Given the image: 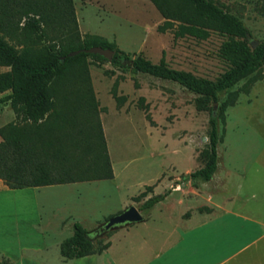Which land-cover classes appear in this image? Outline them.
Listing matches in <instances>:
<instances>
[{
	"label": "rangeland",
	"instance_id": "rangeland-1",
	"mask_svg": "<svg viewBox=\"0 0 264 264\" xmlns=\"http://www.w3.org/2000/svg\"><path fill=\"white\" fill-rule=\"evenodd\" d=\"M215 1L240 17L251 33V41L264 43L262 0ZM75 6L82 35L115 40L132 57L142 54L157 63L165 56L171 67L208 79H216L228 68L219 55L225 36L213 33L199 39L176 37L172 30L162 32L159 26L164 17L151 0H75ZM86 68L84 80L72 85L68 82L60 90L79 93L85 86L91 88L97 109L82 127L91 140L102 127L115 177L28 190V198H36L42 205L45 225L55 230L75 217L95 230L109 217L135 205L145 220L119 230L147 236L161 245L177 235L184 217L195 209L207 208L213 192L226 207L243 209L246 199L251 204L264 202V70L263 78L253 81L248 77L231 88L239 94L225 110L222 105L231 94L228 91L219 96L216 112L222 140L216 178L185 181L177 193L150 210H142L148 198L173 188L176 181L205 164L203 154L209 145L210 118L216 101L207 109H199L198 95L179 83L125 70L94 56L87 57ZM8 93H0V127L16 117L10 102L4 100ZM79 129L75 128L76 134ZM76 150L77 156L84 155ZM92 157L88 154L86 162ZM218 177H224V186ZM146 185H152V190L137 199L147 190ZM232 196L237 199H226ZM113 231L98 238L106 242ZM57 237L53 234L49 241ZM3 257L0 255V264Z\"/></svg>",
	"mask_w": 264,
	"mask_h": 264
},
{
	"label": "trees",
	"instance_id": "trees-1",
	"mask_svg": "<svg viewBox=\"0 0 264 264\" xmlns=\"http://www.w3.org/2000/svg\"><path fill=\"white\" fill-rule=\"evenodd\" d=\"M151 1L164 17L159 26L162 32L172 30L176 37L199 39L213 33L225 36L219 55L228 68L216 79L199 77L171 67L165 56L157 63L142 54L132 57L115 40L82 35L75 0H0V93L9 91L4 100L10 102L16 114L13 121L0 127V178L7 186L19 189L115 177L102 127L92 140L82 127L97 109L91 88L85 86L79 93L60 90L68 82L72 85L84 80L88 56L177 82L198 95L199 109H207L211 102H218L220 94L229 91L231 99L222 105L225 110L238 97V91H230L233 86L248 77L253 81L263 78L264 43L253 48L251 33L239 16L215 0ZM261 9L264 12V0ZM97 45L113 49V59L84 51L70 55ZM2 67L8 69L3 71ZM221 117L225 119L223 111ZM210 122L205 164L184 175L173 188L148 198L142 210L154 208L185 181H209L214 177L222 140L214 107ZM77 126L80 129L76 134ZM76 149L84 155L77 156ZM88 154L93 157L87 163ZM152 188L146 185L147 190L136 198L145 197ZM109 246L110 241L103 242L95 230L76 221L73 234L61 242L60 250L66 258L75 259L103 252ZM8 263L13 264L11 259L3 258L1 264Z\"/></svg>",
	"mask_w": 264,
	"mask_h": 264
},
{
	"label": "crops",
	"instance_id": "crops-1",
	"mask_svg": "<svg viewBox=\"0 0 264 264\" xmlns=\"http://www.w3.org/2000/svg\"><path fill=\"white\" fill-rule=\"evenodd\" d=\"M218 179L224 186V177ZM42 187L13 189L0 178V255L13 264H264V202L257 205L246 199L243 209L226 207L215 192L209 194L207 208L184 217L177 235L165 244L119 228L108 237L110 246L103 252L66 258L60 245L73 234L76 218L71 217L70 224L71 218L62 222L56 231L45 225L42 205L27 195ZM179 189L181 184L168 197ZM53 234L58 237L50 242Z\"/></svg>",
	"mask_w": 264,
	"mask_h": 264
},
{
	"label": "water",
	"instance_id": "water-1",
	"mask_svg": "<svg viewBox=\"0 0 264 264\" xmlns=\"http://www.w3.org/2000/svg\"><path fill=\"white\" fill-rule=\"evenodd\" d=\"M251 43L253 45V48H255L259 44L257 41H251ZM81 51L87 53L100 54L109 60H112L115 54V51L113 49L105 48L103 46L97 45V46H92L90 48L73 51L70 53V55L72 56L76 55ZM216 104H218V102L214 103L215 115L217 110ZM144 220H145V216L143 215L142 211L135 205H130L127 208H125L122 212L109 217V219L106 222L102 223L99 227H97L95 229L96 236L97 237L104 236L105 234H107L112 230L123 228L134 223L143 222Z\"/></svg>",
	"mask_w": 264,
	"mask_h": 264
}]
</instances>
